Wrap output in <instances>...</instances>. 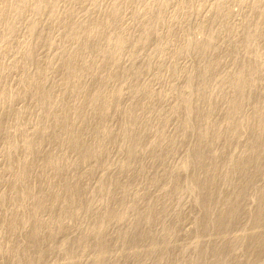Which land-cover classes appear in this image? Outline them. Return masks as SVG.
<instances>
[{
  "label": "rangeland",
  "instance_id": "1",
  "mask_svg": "<svg viewBox=\"0 0 264 264\" xmlns=\"http://www.w3.org/2000/svg\"><path fill=\"white\" fill-rule=\"evenodd\" d=\"M11 1L14 0H0V4H9ZM35 1L29 0L27 5L25 4L23 17L21 13L13 15L12 19L15 20L13 31L4 33L3 23L0 22V33L5 34V41L0 43V68L4 71L0 86L3 92L1 98L4 100V104H0V264H22L29 257L33 258L31 264H66L62 250L52 251L43 258L36 251H46L51 244L62 243L63 234L69 235L68 237L66 235L65 246H75V236L81 232L82 222L69 221L62 227V233L59 235L54 237L47 235L39 242L34 241L28 248L26 247L29 244L33 225L24 222L30 220L41 223L44 227L49 226L53 222L48 214L49 209L54 210L55 217L60 216L62 211L57 201L68 194L63 191L57 193L56 202L48 205L41 213L31 216L32 200L26 199L21 192L25 188L32 189L34 192L42 191V193H50L53 189H58L57 184L61 178H55L53 168L41 166L42 162L50 155L60 159L63 153L59 165L65 168L77 156L72 148H67L63 143L68 133L69 136L72 133L78 134L89 144L93 143L94 133L107 124L113 127L106 138L109 146L106 158L110 160V163L103 166L96 163L79 165L77 170H69L66 174L69 180H73L72 178L81 173L87 176L82 181L83 188L80 194L82 196H87V193L93 191L103 177L115 171L114 175L118 176V180H122L121 182L129 186V193L125 195L126 200L130 201L125 209L127 217L120 224L111 225L108 228L109 251L105 255L108 259L107 264L122 262L123 264H152L153 262L188 264L196 253L199 243L202 248L211 247L218 235L211 228L200 231L208 218L205 210L195 202L196 196L192 190L197 179L198 167L191 161V157L197 140L200 116L188 113L187 103L178 113L173 112L172 107L180 103L178 92L186 93L185 96L190 100L195 99L198 88L205 81L217 77L227 79L243 61L256 63L259 66V70L251 72L252 77L259 76L261 81L258 86L250 90L252 96L250 101L258 100L259 104H264V98L260 99L264 90V0H49L50 7L58 14L59 21L52 20L49 12L37 13L31 9L30 4ZM115 6L121 8L115 22L123 31L126 48L119 58L121 67L109 65L107 69L114 75L121 72L128 74V80L123 84L126 89L124 88L123 96L118 101L120 110L126 114L127 110L138 103L149 102L151 107L144 109L141 107L138 119L143 121L150 117H162L160 119L163 121L161 126H164L162 134L161 123L159 124L158 121L143 127V132L147 136L140 145L141 153H137L134 163L126 172H120L111 162L113 159L125 158L127 145L132 135V126L128 129L122 123L124 115L118 110L117 113L115 110L112 112L114 114L110 113L100 118L86 107V99L90 100L92 96L90 87L93 84L101 81L104 89L112 90L119 85V82L113 81L112 78L105 79L107 73L101 80L89 74L79 80V86L75 92L73 84L65 79L67 72L58 62L49 72L51 76L48 86L59 97L58 101L55 100L53 107L64 113L61 125L53 128L50 117L46 123L51 127H48L44 133L35 135L33 143H37L42 137L49 138L55 133H59L60 139L57 143L44 147L40 154L29 157L34 163L28 169V180H16L15 174L22 169L21 160L26 157L21 149L22 137L16 128L20 126L26 134L30 135L43 121L41 109L34 103L31 86L27 80L34 72L46 70L48 62L63 51L68 52L62 54V62L71 53L87 50L76 38L77 41L74 37H62L66 24L61 23L63 19L72 14L74 21L86 22L94 26L102 23ZM148 25L153 27L152 34L141 46L142 48L139 46L137 60L133 65L128 55L138 47L136 39L142 35L140 33ZM111 29L112 27H108L106 33ZM251 33L254 34L251 45L247 48L241 47ZM211 35L212 37L208 38ZM204 40H210L211 44L215 42L211 51L198 49V45ZM93 43V46H97L98 41ZM95 49L96 47H93L87 51L92 50L96 54ZM30 51L35 54V60L27 63L24 54ZM211 62L215 65L210 72L206 73L204 68ZM136 71L139 73L134 77L133 72ZM131 89L136 91L132 92ZM225 91H229L228 85L219 81L208 89L207 93L215 95ZM82 93L85 94L84 97ZM6 98L10 99L6 101ZM251 102L243 112V117L250 115L249 122H245L243 117L238 120V125L243 132L242 138L230 144L224 143L220 138L215 147H221L224 144V149L223 154H216L217 160L223 159L224 156L237 157L240 154V146L236 145L247 142L251 133L247 126L255 123L257 119L251 113L253 108ZM226 108L225 100H216L209 107H204L203 115L211 109L214 123L225 122L228 116ZM68 116L71 118L70 121ZM164 121H166L165 124ZM183 122L189 126L184 136L180 131ZM226 127L221 126L222 134H226L224 133ZM160 137L163 139L162 142L158 140ZM237 140H239L238 144H236ZM8 144L13 145L9 155L6 154ZM153 152H159L161 156L153 158ZM179 162L184 163L181 169L175 171L176 173L172 176H163ZM259 165H263V171L255 176L245 200V215L248 214V217L237 221L230 234L233 240L239 242L236 249H232L231 252L234 264H248L253 257H256L253 264H264V239L262 243L258 242L259 235H264V225L259 233H256L251 230L249 220V216H252L256 209L257 189L264 185V159L259 161ZM157 175L159 181L154 180ZM222 177V174L218 175L216 182L223 194H229L231 188L227 186L228 184L222 185ZM233 177L234 181L245 180L242 176ZM176 181L181 182V190L168 192L166 188L154 186L156 182L167 185ZM218 195L217 190L216 196ZM19 204H23L24 209L19 208ZM95 206L94 200L90 199L88 208L93 209ZM219 206L220 204L217 205ZM136 212L141 214L136 216ZM147 213L153 214V223L145 226L150 234L143 238L139 246H134L131 241L134 234H130L124 240L118 237L124 229L134 224L140 226ZM249 238L254 239L253 244L242 241ZM255 242L263 246L256 249ZM155 243L159 246L158 248H161L157 252L151 250ZM79 250L78 248L75 254L78 263L92 264L96 254L90 252L79 255Z\"/></svg>",
  "mask_w": 264,
  "mask_h": 264
},
{
  "label": "bare ground",
  "instance_id": "2",
  "mask_svg": "<svg viewBox=\"0 0 264 264\" xmlns=\"http://www.w3.org/2000/svg\"><path fill=\"white\" fill-rule=\"evenodd\" d=\"M29 0H14L9 4H0V22L3 23V31L11 32L14 30L15 26L12 19L13 15L21 13L23 17L25 4L27 5ZM141 2V1H139ZM31 9L37 13L49 12V16L52 20L59 21L58 14L52 7H50L49 0H36L30 4ZM121 8L115 6L113 7L106 18L102 23L90 26L86 22H76L72 18V14H69L61 23L65 22L62 31V37H74L78 41H81L80 45L84 46L87 50L93 47H96L95 53L84 50L82 52L71 53L68 57L61 59L62 52L57 57L51 59L48 62V68L44 71L34 72L30 75L28 83L31 86V93L34 97V103L37 107L41 109V114L43 117L42 123H39L37 128L32 134H26L22 127H17L16 131L22 137V147L21 149L25 152L26 157L21 160L22 169L15 174L16 180L26 181L29 179V167L32 162L31 156L40 154L42 149L46 146H50L59 141V133L53 134L49 138H40V141L33 143V137L35 135L44 133L48 127L46 120L50 117L52 118V127L58 128L61 125V118H63L64 113L60 109L53 107L55 100L58 101V95L55 94L48 86V81L50 79V70L59 62L61 66L64 67V71L67 72L65 79L68 82H71L74 86L75 92L79 86V80L91 74L94 78L100 79L106 74L105 79L112 78L113 81L119 82V85L112 90L104 89L102 87L101 81L93 84L90 87L92 91L91 99L87 100L86 107L89 111H93L100 118L106 117L112 112L123 113L124 119L123 124L130 129L132 126V135L129 139L126 156L121 160H114L111 162L115 164L116 169L118 168L120 172H126L130 166L134 163V159L137 156L140 145L143 140L146 138V134L143 132V127H146L147 124L151 122H159L160 132H163V121L160 119L162 117H153L142 120L138 119V116L142 109L148 108L150 106L149 102L138 103L135 107L126 111V114L123 110H120V104L118 103L119 99L123 96V93L126 88L123 86L128 80V74L125 72L118 73L114 75L113 73L108 72V66L121 67L120 57L125 52L126 42L123 38V31L117 26L115 18ZM5 17V18H3ZM62 23V24H63ZM68 24V25H67ZM67 25V26H66ZM108 27H112L111 31L106 30ZM106 28V29H105ZM145 30H142V35H139L136 39V45L138 47L134 48L128 55L130 62H136L137 54L139 53V46H143L144 42L147 41V38L151 36V29L153 27L146 26ZM105 29V30H104ZM141 32V31H140ZM0 33V43L5 41V34ZM9 34V33H7ZM61 35V34H60ZM253 33L250 34L247 41H244L241 45L243 48H247L252 43ZM98 36L96 39L94 37ZM208 36V38H211ZM75 39V40H76ZM93 39V40H92ZM76 40V41H77ZM51 41V40H50ZM97 42V46H93V42ZM210 40H204L198 45V49L204 51H211L215 42L211 45ZM210 45V46H209ZM142 48V47H141ZM88 52V53H87ZM88 55L90 58H87ZM25 60L27 63H31L35 60V54L30 51L27 54H24ZM260 57L259 54H257ZM117 62L118 64H114ZM213 62V61H212ZM210 63L205 66L204 71L210 72L214 63ZM131 63V64H132ZM259 65V63H258ZM137 68V67H136ZM140 69V68H137ZM259 70V66L256 63H249L243 61L240 64V67H237L227 79L213 78L212 80H207L198 88V94L195 99L190 100L185 96L181 91L178 92V97L180 103L172 107L173 112H180L184 104L189 105L188 113H194L199 117L198 128H197V140L193 146V154L191 161L198 167L196 173V180L193 184V192L195 193V202L197 205H200L206 213L207 222L204 227L200 228V231H206L211 228L218 237L217 240L211 247L204 248L198 245V249L193 257L189 260L188 264H234L232 262V249H236L239 245L238 240H233L230 237L234 225L237 221H240L244 217H248V214L245 215V200L247 198L248 190L252 187L255 176L263 171V165H259V161L264 159V104H259L258 100L251 102L252 99L250 90L253 87L259 85L261 77L256 76L252 77V71ZM52 71V70H51ZM133 76L139 73V71L133 72ZM4 76V71L0 68V86L2 84ZM222 82L228 85L229 91L225 93H218L215 95H209L208 89H210L214 84ZM125 88V89H124ZM132 92H135V89H131ZM142 94V93H141ZM208 94V95H207ZM2 90H0V104L3 103ZM85 94L82 93V97ZM264 98V90L260 95V99ZM10 98H6V101ZM216 100H225L226 101V112L228 113L225 122H213V112L211 109H208L204 113V107H209L212 102ZM253 104L252 112L256 116L255 123L247 126L249 133V138L240 146V154L237 157L227 156L221 160H217L216 154H223L224 144L221 147H215L217 141L223 140L224 143L230 144L236 139L242 138V128L238 125V120L243 117V112L246 109V106L249 103ZM1 104V105H2ZM0 105V106H1ZM151 107V106H150ZM114 114V113H112ZM259 116V117H258ZM250 115L244 116L243 120L249 122ZM68 120L71 118L68 116ZM167 121V120H166ZM164 121V124L165 122ZM227 126L224 133L221 132V126ZM113 127L109 124L102 127L100 130L94 133L93 143L87 144L84 139L76 133H72L71 136L63 140V143L67 148H72L76 152V158L65 166V168L59 165V160L62 159L63 153L61 154L60 159L58 157H50L45 159L41 166L43 167H52L54 170V177L61 178V181H58V189H53L50 193H42V191L34 192L32 189L25 188L22 190L21 194L24 195L26 199L32 200V205H30L31 216H35L41 213L48 205L53 204L57 200V193L65 192L68 194L66 197H63L57 201L60 211L62 213L60 216L55 217L54 210L49 209V215L53 219V222L49 226L44 227L41 223L36 221H25L24 223L33 225V230L29 235V244L26 248L36 241L44 239L48 236H56L62 233V227L66 225L69 221H78L82 222V229L79 235L75 236V246L66 247L64 242L68 234H63V240L60 244H51L48 250H39L36 251L38 255L43 258L48 253L55 250H62L64 258L66 259V264H79L77 259H75V254L77 253L78 248L79 255L87 253H95L96 256L92 264H107L108 259L105 258V255L109 251L108 243V228L111 225L120 224L126 217L125 209L130 204V201H127L126 194H128L129 189L128 185L124 182H121V177L119 181L118 176L114 175L116 171L112 174L106 175L103 177L94 190L87 193V196L80 195L83 188L84 179L87 178L83 173L77 175L73 180H69L66 177V174L69 170H74L79 165H89L96 163V165H108L110 160L106 158L109 152V146L106 142L111 129ZM189 126L183 122L180 126L181 135L184 136L187 134ZM211 132V133H210ZM32 135V136H31ZM160 142L163 141L162 137L158 138ZM239 143V140L236 141V144ZM13 145L8 144L6 147V154L9 155ZM65 153V152H64ZM102 155V156H101ZM161 156L159 152H153L152 157L158 158ZM134 160V161H133ZM109 161V162H108ZM111 164V165H112ZM113 164V165H114ZM184 166L183 162L175 164V166L163 174V176H172L177 170L181 169ZM12 167V165H10ZM77 170V169H76ZM118 171V170H117ZM20 173V174H19ZM19 174V175H18ZM118 174V173H117ZM222 174V185H227L231 188L229 194H223L221 192V187L216 182V177ZM159 175V174H158ZM158 175L154 180L159 181ZM230 176V177H229ZM233 176H242L244 181H234ZM123 179V178H122ZM235 179V178H234ZM236 180V179H235ZM155 182V181H154ZM156 183H161L158 185ZM154 186H159L160 188H166L168 192L174 190H181L182 184L180 181H176L173 184H163L162 182H156ZM143 190V189H142ZM217 190L219 195H217ZM258 190V194L255 195L256 209L252 216H249L251 223V230L259 233L261 227L264 225V185L261 186ZM131 191V190H130ZM140 191V190H139ZM139 191H136L137 193ZM141 192V191H140ZM90 199H93L96 206L93 209L88 208V202ZM220 204L219 207L217 205ZM19 208L24 209L23 204L18 205ZM141 212H136L135 215L139 216ZM90 220V221H89ZM153 223V214L147 213L146 217H143V223L141 225L134 224L130 228L124 229L118 237H121L122 240L126 239L130 234H134L131 241L134 246H139L144 237L150 234L146 230L145 226ZM43 227V229H42ZM93 237V238H92ZM264 235H259L258 242L262 243ZM242 241H248L249 244L254 243V239H246ZM255 242L256 249H259V246L263 244H258ZM247 243V242H246ZM159 246L157 243L153 244L151 250L154 252L159 251ZM226 251V252H225ZM210 255V257H209ZM33 258L29 257L22 262V264H31ZM256 261V257H253L249 260L248 264H253ZM111 263V262H110ZM116 264H123L116 263ZM152 264H162V262H153Z\"/></svg>",
  "mask_w": 264,
  "mask_h": 264
}]
</instances>
